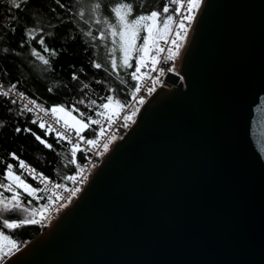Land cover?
<instances>
[{"label":"water","instance_id":"water-1","mask_svg":"<svg viewBox=\"0 0 264 264\" xmlns=\"http://www.w3.org/2000/svg\"><path fill=\"white\" fill-rule=\"evenodd\" d=\"M177 71L5 264H264V0H202Z\"/></svg>","mask_w":264,"mask_h":264},{"label":"trees","instance_id":"trees-1","mask_svg":"<svg viewBox=\"0 0 264 264\" xmlns=\"http://www.w3.org/2000/svg\"><path fill=\"white\" fill-rule=\"evenodd\" d=\"M62 3L69 5L70 11L57 8L60 12V20L54 19L47 9L53 8L50 0H31L26 6H22L21 10L12 8L10 10L8 0H0V31H3L6 40L0 41V49L7 47V53L0 51V81L7 87L12 84L16 85V90L24 93L27 97L35 100L42 107L51 108L54 105H63L70 108L72 104H76L80 111L87 112L95 119L97 111H104L97 106L103 102V97L112 94L119 98L125 104L129 99L130 88L134 85L131 79V73L135 66V55L132 58L133 67L127 70L118 69L119 77H122L126 83H121L117 78V74L111 71L109 49L113 47L111 39H99V30L107 29V25H97L94 17L89 13V9L96 0H61ZM105 5L99 13L102 17L107 15L114 22V17L110 15V6L118 2V0H101ZM137 6L138 12H147L152 9L161 10L167 0H144L145 7L139 8L141 0H131ZM37 3H46L47 9H37L34 7ZM176 7V5H172ZM83 10L85 12L84 19H80L76 13ZM40 12L39 25L45 28V32H52L51 36L45 35V43L51 49L58 52L56 56H49L43 53L40 45L25 44L20 47L21 41L25 39L24 29L34 25V14ZM18 17L15 24L10 21L9 17ZM56 25L50 27L49 25ZM15 26V33H10L6 29ZM91 30L92 35L87 33ZM94 37H96L94 39ZM118 39V38H117ZM138 41L137 43H141ZM31 47H36L50 61V68L42 64L41 61L31 55ZM117 57L121 55L119 49L115 53ZM102 63L108 71L96 69L92 66V61ZM82 69V71H81ZM73 71L77 72L79 80H72ZM6 73V74H5ZM101 81L102 83H97ZM84 84H88L87 89L83 88ZM52 88V91H49ZM115 89V93H109L108 89ZM85 100V104H79L80 99ZM94 99L97 106L87 107V101ZM11 109V111H9ZM78 116V113H73ZM32 117L18 103H11L10 97L0 96V121H3L4 127L0 128V179H3L5 167L7 163L14 165V171L19 174L18 161L13 160L9 153L16 155L25 161V163L36 169L44 176L53 179H59L65 176L74 175L78 168L76 165L69 164L71 159L70 147L67 141L57 143L55 133L45 135L46 129H40L37 124H32ZM31 128L33 132L47 140L48 143L54 145V151L49 150L29 132L16 133L15 128ZM98 133V125H91L82 133L86 139L96 137ZM85 161V153L80 151L77 153V164L79 166ZM57 170L58 174L53 171ZM27 182L33 187H38L36 181L27 177ZM6 179L3 182L6 183ZM43 190V189H42ZM6 196L12 193L3 189ZM19 191V190H18ZM22 194V199L26 204L28 200H32L29 207H40L49 204L48 191H40L36 195L44 197L37 201L33 197ZM9 219H19L15 215L7 217ZM6 234L11 235L21 247L26 241L39 234V227L34 225H25L21 228L4 230Z\"/></svg>","mask_w":264,"mask_h":264},{"label":"snow or ice","instance_id":"snow-or-ice-1","mask_svg":"<svg viewBox=\"0 0 264 264\" xmlns=\"http://www.w3.org/2000/svg\"><path fill=\"white\" fill-rule=\"evenodd\" d=\"M31 2V0H8L10 10L12 8L16 10H21L22 6L26 8V6ZM50 2L55 5L51 9H47L46 3H37L34 5L37 9H47V11L52 14L54 19L60 20L61 14L57 11V8L64 9L66 12L70 11L69 5L62 3L61 0H50ZM202 0H167L161 10L152 9L147 12H138L137 6L134 5L131 0H118V2L114 3L110 6V15L114 17L113 20L110 19L109 16H101L99 15L101 9L105 7L102 4L101 0H96L94 4L89 9V13L92 17H94V22L97 25L105 24L107 25V29L99 30V39L105 40L110 38L111 43L113 45L112 48L109 49L110 54V67L111 71L117 74V78L120 79L121 83H126V81L119 77L118 69H130L133 67L132 58L135 55V70L129 73L131 79L137 81L133 90L131 91V95L133 99L136 98L137 93L141 91L142 85L139 81L149 76V72H141V69L147 68L149 62L151 63L152 71H159L161 74L165 72L164 68L157 69V65L160 64L161 59L164 61H170L175 59L179 55V49L182 46L181 42L184 41L187 37V29L190 26L191 22L195 19L193 15L194 11L200 8ZM172 5H176V7H172ZM139 8H144L145 3L144 0H141ZM182 9L187 10V14L182 12ZM80 17V19H84L85 12L83 10L76 13ZM40 12H36L34 14V25L31 27H26L24 29L25 39L21 41L20 47L23 48L25 44L35 43L40 45L43 53H48L49 56L58 55L57 50L51 49L45 43V35L51 36L52 32H45V28L39 25L40 21ZM10 21L15 24L16 19L18 17L10 16ZM175 25V28L173 27ZM50 27H55L56 25L50 24ZM17 28L12 26L6 31L10 33H15ZM174 33L175 38H171ZM87 35L91 36V30L87 33ZM96 37H94L95 39ZM118 38V39H117ZM6 40L5 33L0 31V41ZM172 46L165 49L161 46V41L164 43H169ZM138 41H142L141 43H137ZM117 48L121 55L117 57L115 55ZM0 51L7 53L9 49L4 47L0 49ZM167 54L161 57V53ZM31 55L42 62L43 65L48 66L50 68L49 59L41 53L36 47H31ZM92 66L96 69H104L105 65L102 63H98L96 61H92ZM174 68L169 67L167 71H173ZM82 71V69H81ZM6 74V73H5ZM72 80H79V76L76 71H73ZM97 83H102L101 81H97ZM155 83V81H153ZM89 87L88 84H84L83 88L87 89ZM16 85L12 84L7 90H3V85H0V96L10 97L12 92L15 90ZM49 91H52V88H49ZM109 93H115V89L109 88ZM155 91L154 87H148L147 92L151 94ZM19 96L24 97V93H18ZM106 102H103L97 106V101L94 99H89L87 101V107L92 108L93 106H97L99 109H104V111H97L96 115L99 117H104L107 119L109 125L114 123L113 117H120V112L123 111L127 104L122 102L116 96L109 94L106 97L102 98ZM11 103L15 104L17 101L15 99L11 100ZM31 103L36 105V101L32 100ZM79 104H85V100L82 98L78 101ZM139 104L145 103V98L140 96L138 99ZM113 106L119 109V111L113 110ZM36 107L40 108V111H46L42 106L36 105ZM11 111V109H9ZM23 111L32 112L33 108L28 107V105L24 106ZM53 117H55V122L57 124L62 123L63 131L57 130L51 124H46L43 120L38 123V127L40 129H46L45 135H49L55 132V136L57 138V143L61 141H67L68 144L71 145L70 153L71 159L68 160L69 164L76 165L78 168L80 167L77 164V153L83 151L81 148V141L90 145L92 148H95L98 144L100 137L105 135L104 127H100L99 131L94 139H86L82 133L86 129H89L91 125H100V119H94L91 115H88L87 112L80 111L79 107L76 104H72L70 108L65 107L63 105H54L49 110ZM139 109H135L131 111L130 114H125L122 116V120L125 122L124 127H128V122L131 121L134 123V117L136 116ZM78 113L77 115H73V113ZM62 113L63 115H58ZM32 124H37V120H32ZM4 127L3 121H0V128ZM74 130L75 137L78 138L76 142H73L72 132ZM16 133L21 132H29L33 136H35L36 140H38L41 144H43L49 150H55L54 145L48 143L47 140L42 139L41 136L37 135L32 131L31 128H23L20 127L15 128ZM111 139H115V137H111ZM91 150V149H88ZM104 152L109 150V143L103 144ZM103 153H101L102 155ZM13 160L18 161V169H26L28 174L33 177V179H37L42 183H45V189H40L38 187H33L30 183L27 182L26 178H24V173L20 172L17 174V171H14V165L12 163H7L5 167L4 177L8 183H4L3 179H0V189H3L7 192L12 193L11 196H6L4 191H0V264H5L6 260L14 255L16 252L20 251V247L17 244V241L12 238L11 235L5 233V229L15 230L21 228L25 225H34L41 223L42 219L45 218V213L49 209V204H44L40 207H29L32 205V200H28L25 204L22 199V194L18 189H22L23 193H26L27 196L33 197L35 200L39 201L43 199L42 196H37L36 194L40 191H47V183L48 177L44 176L43 173L37 174L36 169L28 166L24 160L20 159L16 153H9ZM83 169H81V172ZM66 180L76 181L77 176L71 175L66 176ZM83 182V181H81ZM55 188L59 189L65 187L61 184H54ZM81 189L79 187L75 188L71 192V196L68 197L70 201L72 196H75ZM56 199H61L59 195L56 196ZM48 201L53 202V197L48 196ZM66 205H61V207H65ZM17 216L19 219H9V216ZM40 216L41 219H37L36 217ZM6 241L7 243H3Z\"/></svg>","mask_w":264,"mask_h":264},{"label":"built area","instance_id":"built-area-1","mask_svg":"<svg viewBox=\"0 0 264 264\" xmlns=\"http://www.w3.org/2000/svg\"><path fill=\"white\" fill-rule=\"evenodd\" d=\"M197 11H198V9L194 11V13H193L194 16H196ZM182 12L184 14H187L186 9H182ZM193 22H194V20L191 22L190 26L187 29L188 34H187L186 39L181 42L182 46L179 49V55L175 59L170 60V61H164L163 59H161L160 64L157 65V69H159L161 67L165 69V72L163 74H161L158 70L152 71L150 62H149V65L147 68L141 69V72H145V71L149 72V76L144 78L143 80L139 81V83L142 85V88H141V91L139 93H137V96L135 99H133V97L131 95V91L133 90L137 81L134 82V85L130 88L129 99H128V102L126 103L128 105V107H126L123 111L120 112L119 118L115 117V116L113 117L114 123L109 125L106 118L99 117L95 114V119L101 120V124L98 125V131H99L100 127H104L105 135L100 137L98 144L95 148H92L90 145H87L83 141L80 142L81 148L83 149V152L85 153V161L82 163L80 168L74 174L77 176L76 181L66 180L65 179L66 176L61 177L57 180L53 179V178H48V183H47V189L48 190L47 191L49 192V196L53 197V202H51V203L49 202V209L45 213V218L42 219L41 223L36 224L39 227L41 232L43 230H45L46 228H48L50 226V224L56 218H58V216L65 209V207L70 205L69 203L72 200V198H75L79 194V192L84 188V186L87 184L89 178L95 172L96 168L98 167V165L100 164V162L103 160V158L105 157V155L108 152V151L104 152L103 144L109 143V145H113L115 142L122 139L123 136L127 133V131L129 130V128L131 127L133 122L129 121L128 127H124L123 125L125 122L122 120V116L125 114H130L131 111H133L137 108L139 110L141 109V107L145 103L142 105L139 104L138 103L139 97L143 96L145 98V102H146L155 93V91L157 89H159L161 86H163L165 88H170L172 86V84L169 81L164 79V76L166 75L167 72L178 75L179 76L178 79L180 80L181 74H179L177 71V63H178V60H179V58L183 52L185 45H186L187 39L189 37L190 31H191V28L193 25ZM173 27L175 28V25H173ZM171 38H175L174 33L172 34V36H170V40H171ZM170 40H169V43H167V44L164 43L163 41H161V46L164 47L165 49L172 46L170 44ZM172 47H174V46H172ZM166 54H167V52L161 53V57L165 56ZM169 67L174 68V70L173 71H167V69ZM134 70H135V66H134L133 71ZM153 81H155V83H153ZM0 85H3V90H7L9 88V87L5 86L1 81H0ZM148 87H154L155 91H153L151 94H149L147 92ZM18 93H20V92H18L15 89L12 92V95L10 96L11 100L15 99L17 101V103L23 107V109H24L25 105H28V107L33 108L32 112H27L28 114H30V116L32 117L33 120L35 119L38 122L43 120L44 122H46V124H51L57 130H60V131L64 130L61 126L62 123L57 124L55 122V117H53V115L47 111V110H49V108L43 107L46 111H40V108L36 107V105H38L37 103H36V105H33L31 103L32 99H30L26 95H24V97H21L18 95ZM116 111H119V109H116ZM135 117L133 119H135ZM53 133H55V132H53ZM72 135H73V142H76V140L78 138L75 137L74 130L72 132ZM111 137H115V139H111V142H109ZM94 138H96V137H94ZM94 138H90V139H94ZM88 149H91V150H88ZM101 153H103V154L101 155ZM81 169H83L82 172H81ZM19 170H20V172L24 173V178L29 177V178L33 179V177L28 174L26 169H19ZM20 172H19V174H20ZM36 172H37V174H39V172L37 170H36ZM53 173L56 175V174H58V171L54 170ZM33 180L37 182L40 189H45V187H46L45 183H42L37 179H33ZM81 181H83V182H81ZM54 184H61V185H64L65 187L57 189L53 186ZM77 187H79L81 190L75 196H72L71 200L69 201L68 197L71 196L72 190L77 188ZM57 195H59L61 197V199H56ZM61 205H66V206L61 207ZM36 218L41 219L40 216H37Z\"/></svg>","mask_w":264,"mask_h":264},{"label":"rangeland","instance_id":"rangeland-1","mask_svg":"<svg viewBox=\"0 0 264 264\" xmlns=\"http://www.w3.org/2000/svg\"><path fill=\"white\" fill-rule=\"evenodd\" d=\"M116 109L117 108H115V106H113V110H115L116 111ZM58 115H63L62 113H60V114H58ZM74 115V114H73ZM61 123H63L62 121H61ZM112 145H109V148L111 147ZM6 183H8V181H6ZM19 191H22L23 192V190L22 189H18ZM74 200V198H72V200L70 201V203L69 204H71V202ZM66 208V207H65ZM3 243H7L6 241H4Z\"/></svg>","mask_w":264,"mask_h":264},{"label":"bare ground","instance_id":"bare-ground-1","mask_svg":"<svg viewBox=\"0 0 264 264\" xmlns=\"http://www.w3.org/2000/svg\"><path fill=\"white\" fill-rule=\"evenodd\" d=\"M180 80H182V76L180 77Z\"/></svg>","mask_w":264,"mask_h":264}]
</instances>
